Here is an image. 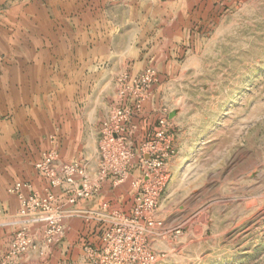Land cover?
Segmentation results:
<instances>
[{
    "label": "rangeland",
    "instance_id": "374dc122",
    "mask_svg": "<svg viewBox=\"0 0 264 264\" xmlns=\"http://www.w3.org/2000/svg\"><path fill=\"white\" fill-rule=\"evenodd\" d=\"M139 5L150 14L143 12L136 27L126 22V8L117 5L111 12L118 17L106 20L118 32L108 28L105 34L90 35L75 27V50L53 49L73 54L75 65H65L63 81L49 83L50 87L63 94L58 101L64 108L75 112V101L80 100L75 92L98 90V77L111 76L115 102L125 92L128 101H141L140 111L149 102L158 105L160 116H167L175 155L156 211L163 226L148 240L157 254L152 264H264V0H142ZM86 37L93 48H87ZM67 38L64 35V41ZM7 55L2 51L0 58ZM146 72L150 81L137 87L129 81ZM133 92L139 97L132 98ZM34 114L41 123L39 113ZM122 133L136 151L152 131L127 126ZM22 135L17 132V139ZM95 135L94 155L76 160L91 181L98 178L100 125ZM22 141L17 149L23 151ZM51 143L49 150L57 149ZM1 173L0 215L7 212L5 198L15 201V209L0 224L9 228L8 240L0 247V264L30 260L39 264V256L28 255L32 251L43 255L52 247H45L42 238L46 213L38 208L20 214L18 199L8 192L13 183L25 184L20 166L9 176ZM140 175L133 162L129 177ZM100 190L90 200H109L98 196ZM73 217L63 219L58 264H93L95 258L83 250L84 245H93L86 232L65 239L66 220ZM19 232L33 242L24 253L8 258Z\"/></svg>",
    "mask_w": 264,
    "mask_h": 264
},
{
    "label": "crops",
    "instance_id": "0c3cea01",
    "mask_svg": "<svg viewBox=\"0 0 264 264\" xmlns=\"http://www.w3.org/2000/svg\"><path fill=\"white\" fill-rule=\"evenodd\" d=\"M142 0H0L1 5L8 3L6 9H0V54L6 52L7 59L0 58V173L10 175L20 166L21 176L31 189L44 191L48 181L38 176L33 164L40 154L49 151L50 138L57 134L54 143L61 161L72 162L91 158L96 149V135L101 126L103 116L113 103L132 104L124 99L116 101L115 90L112 88L113 77L99 76L96 80L100 88L77 90L80 100L75 101V112L66 110L62 93L50 87L52 82L63 81L67 74L65 65H75V57L61 52L63 49L75 50V27L79 26L82 33L105 34L113 23L106 18L118 17L111 11L126 8L125 15L130 26L136 27V19L144 17L147 9L140 6ZM111 14H110V13ZM147 16L150 14L145 13ZM87 19L88 22L85 21ZM121 27V23L119 25ZM110 28V30L108 29ZM120 30V29H119ZM137 31V30H136ZM64 35H68L64 41ZM87 48H93L90 38L86 37ZM9 43L10 45L8 46ZM7 44V46H6ZM52 51V52H50ZM55 68V69H54ZM75 69L73 70L74 73ZM89 77V75H88ZM50 83V84H49ZM96 86V84H94ZM62 94V95H61ZM116 98V99H115ZM144 102L141 111H136L130 119L129 127L134 130L152 131L160 117L157 104L148 105ZM69 106V105H68ZM35 112L40 115L41 123L37 124ZM17 115L19 116L17 118ZM21 115V116H20ZM21 119L22 122H19ZM18 120V121H17ZM101 120V121H100ZM57 128V133H52ZM21 131L20 139L17 132ZM23 140V151L17 149ZM19 169V167H18ZM7 172V174H6ZM133 176V175H131ZM128 180L112 187L106 180L100 190L101 198H108L111 205L128 213L131 205V193ZM24 191H27L24 188ZM56 204H64L66 196L58 188H54ZM28 192V191H27ZM95 200H88L80 205L85 210L96 206ZM15 201L4 199L7 212L0 215V224L15 209ZM37 225H34L36 228ZM66 238L70 235L87 233L93 245L100 242L102 224L97 221H86L83 217L66 220ZM8 227H0V247L8 240ZM63 241L57 242L44 251L43 255L31 252L28 256L42 260L39 264H58L62 256ZM62 244V245H61ZM27 264H38L30 260Z\"/></svg>",
    "mask_w": 264,
    "mask_h": 264
},
{
    "label": "built area",
    "instance_id": "2783aa9c",
    "mask_svg": "<svg viewBox=\"0 0 264 264\" xmlns=\"http://www.w3.org/2000/svg\"><path fill=\"white\" fill-rule=\"evenodd\" d=\"M150 77L146 72L129 81L137 87L140 83L150 81ZM128 96L122 92L118 102L128 99ZM134 97L138 98L139 95L133 92ZM140 102L136 100L130 105L116 104L101 121L96 153L98 178L95 181L89 179L81 164L61 161L56 150H49L34 164L36 172L48 181V187L42 194L21 182L13 183L8 188V192L15 195L20 203V214L38 208L45 211L46 215L42 217L45 247L63 238V219L75 216L102 224L100 242L83 246L84 253L95 258L93 264H152L156 260L157 254L149 247L148 240L163 226L156 211L160 195L170 178L169 165L175 150L166 115L158 118L152 133L148 134L149 138L136 151L131 148L122 132L129 126L131 115L140 110ZM133 162H137L141 175L129 182L132 205L128 213L113 207L107 199L99 200L89 210L80 207L97 195L104 179L110 181L112 187L128 180ZM24 188L27 194L23 193ZM54 188L60 189L66 196L64 204H56L52 191ZM2 209L0 202V212ZM32 242L22 232L17 233L6 257L19 256Z\"/></svg>",
    "mask_w": 264,
    "mask_h": 264
}]
</instances>
